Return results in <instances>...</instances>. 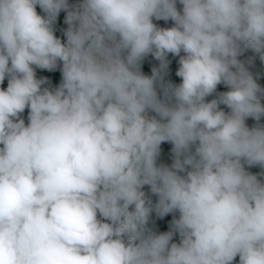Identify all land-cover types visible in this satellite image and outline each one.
<instances>
[{
	"label": "clouds",
	"instance_id": "clouds-1",
	"mask_svg": "<svg viewBox=\"0 0 264 264\" xmlns=\"http://www.w3.org/2000/svg\"><path fill=\"white\" fill-rule=\"evenodd\" d=\"M179 3L0 0V264H264V180L241 163L264 169V125L246 124L264 88L237 59L264 62V0ZM181 51L182 82L161 97ZM149 53L160 69L146 76ZM58 61L59 87H43L35 68ZM166 141L173 163L157 165ZM153 211L179 218L157 234Z\"/></svg>",
	"mask_w": 264,
	"mask_h": 264
},
{
	"label": "trees",
	"instance_id": "trees-1",
	"mask_svg": "<svg viewBox=\"0 0 264 264\" xmlns=\"http://www.w3.org/2000/svg\"><path fill=\"white\" fill-rule=\"evenodd\" d=\"M36 10L38 14L41 16H44L45 13L42 11V9L39 7V5L36 6ZM65 16L66 12L61 11L56 19V21L53 24L54 34L60 38L62 41L65 39L64 37V29L67 27L65 24ZM169 21H172L169 19ZM174 22V21H173ZM251 50V49H247ZM185 53L181 51L180 55H173L169 53L167 55V61L168 66L166 69L161 70V74L163 76L162 81H160L157 85V93L163 97V88L160 86L161 84L167 85L168 83H171L173 85H179L182 82V78L177 76V70L180 67L179 65V59L181 56H184ZM253 64L255 67V74L256 76V82L257 84H261L262 88H264V62H262L259 58V54H255L252 58ZM62 64L58 61V66L54 70H45V69H39L35 68L36 77L39 78H46L47 83L43 85V87H47L51 90H55L59 87L61 81H62V75H61V68ZM160 69V61L154 58V56L149 53L147 56L143 58V60L140 63V71L146 75L151 76L153 69ZM8 79L6 78L3 84H0V88H7ZM229 91V88L226 87L223 83L217 85L216 92L212 95L206 97V101H211L212 99L217 98V94L221 92ZM261 103H264V96L261 97ZM220 108L223 109L226 113L230 110L227 108L226 105L221 104ZM155 115V113L149 112V116ZM29 116V109L26 108L23 113L20 114L19 118H22L25 121V124H27ZM158 118V117H157ZM257 124L264 125V116L260 118L259 121L255 120L253 123V126H256ZM173 145L170 142H162L160 145V153L157 158V165H166L171 166L173 163V152H172ZM194 151V147H193ZM243 164L245 170L253 175H257L258 179L264 180V176H260L259 174L261 172H264V169H262L260 166H249L247 163H245L243 160L241 161ZM190 169V166H189ZM146 196L149 197L152 201V204L155 205V203L158 200V197L151 193L150 186L145 185L142 189ZM179 218V212L175 213H168L163 217H159L155 211H153L150 215L149 219V227L153 229L154 232L157 234L164 233L169 231L173 218ZM98 219H102L99 216L98 213ZM172 242L179 243L180 238L179 235L176 234L173 237ZM235 260L232 262L234 264Z\"/></svg>",
	"mask_w": 264,
	"mask_h": 264
},
{
	"label": "water",
	"instance_id": "water-1",
	"mask_svg": "<svg viewBox=\"0 0 264 264\" xmlns=\"http://www.w3.org/2000/svg\"><path fill=\"white\" fill-rule=\"evenodd\" d=\"M80 3V0H68V4L71 6L78 5ZM176 7L178 10H182V5L179 3V0H177ZM154 24L157 25V27L160 28H171L174 26V22H169V21H153ZM256 53H254L252 50H245L242 54H240L237 59L240 60L241 62L244 63L245 67L248 69V71L253 75L254 79H256V74H255V67L253 64V56ZM253 120L251 117L246 119V124L249 127H252Z\"/></svg>",
	"mask_w": 264,
	"mask_h": 264
},
{
	"label": "rangeland",
	"instance_id": "rangeland-1",
	"mask_svg": "<svg viewBox=\"0 0 264 264\" xmlns=\"http://www.w3.org/2000/svg\"><path fill=\"white\" fill-rule=\"evenodd\" d=\"M234 264H239V256H237V257L235 258V262H234Z\"/></svg>",
	"mask_w": 264,
	"mask_h": 264
}]
</instances>
